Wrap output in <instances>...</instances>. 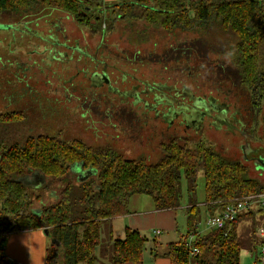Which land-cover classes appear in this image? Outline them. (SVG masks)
I'll list each match as a JSON object with an SVG mask.
<instances>
[{
    "label": "trees",
    "instance_id": "1",
    "mask_svg": "<svg viewBox=\"0 0 264 264\" xmlns=\"http://www.w3.org/2000/svg\"><path fill=\"white\" fill-rule=\"evenodd\" d=\"M103 8H107L105 15ZM66 16L73 22L92 26L93 32H102V25L107 21L109 31L122 26L126 29V40L135 49L129 54L136 56L135 63L144 62L141 56L145 52L141 45L148 44L145 43L148 38L154 47V32H160L165 46L175 43L168 45L171 54L164 56L165 60L192 66L200 71L197 74L214 69L223 70L221 72L231 79L238 78L239 94L237 90H230L229 95L236 99L239 95L247 97L248 105L237 108L246 114H261L264 106V0H117L111 3H100V0H0V21L12 20L13 27L20 29L22 23L31 29V24L43 17ZM147 29L152 33L144 36ZM210 32L219 37L231 33L235 36L231 56L230 52L223 53L219 44L214 45L215 37L209 36L210 39L205 40V35L207 38ZM230 38L232 36L226 39ZM158 51L161 54V49ZM223 56H228V62L221 67ZM212 67L216 68L208 70ZM211 77V87L216 93L200 96L187 92L186 99L188 105H193L194 101L203 102L207 108L211 106L214 112L220 113L218 102L226 95L221 92L222 81ZM208 80L205 76L198 79V87L207 88ZM23 110L0 112V133L2 123L14 122L8 125H14L18 135V142L9 144L0 136V242L9 233L47 229L49 238L55 239L56 243L46 249L44 264L139 263L147 242L144 235L127 228L122 238L112 239L106 234L107 240L103 241L101 230L112 218L128 214L130 198L135 194L150 196L156 210L178 209L182 206L181 184L185 179L186 233L167 244L164 255L170 264H239L241 251L253 253L257 250L256 227L264 220L263 211L258 208L240 214L226 228L209 229L204 234L197 232L201 206L208 218L238 198L264 193V179L256 176L244 163L221 156L203 142L193 144L188 137L180 144L182 136L178 135H172L167 142L158 145L162 155L155 162L129 154L133 158H128L125 152L117 151L110 144L95 147L79 138L35 134L36 125ZM101 119L98 120L102 122ZM171 119L164 118L165 126L174 128L175 119L170 123ZM183 127L180 133L187 131ZM244 127H248L247 120ZM150 132L154 138L159 136ZM117 142L124 145L121 140ZM77 165L92 169L93 175L82 181H67L58 189L55 198L44 202L41 192L51 183L74 175ZM199 171L204 180L203 205L194 195L195 177ZM29 173L43 177L39 189L32 191L22 182ZM36 202L41 203L39 210L34 209ZM241 221H251V227L239 234L237 228ZM191 234L194 237L189 246L186 240ZM155 242L153 240L154 246ZM104 246L109 250L105 255ZM192 248L198 250L194 255ZM0 264H9L1 247Z\"/></svg>",
    "mask_w": 264,
    "mask_h": 264
},
{
    "label": "rangeland",
    "instance_id": "2",
    "mask_svg": "<svg viewBox=\"0 0 264 264\" xmlns=\"http://www.w3.org/2000/svg\"><path fill=\"white\" fill-rule=\"evenodd\" d=\"M114 1L117 0H100V3ZM103 9L102 13L107 14V8ZM0 23V112L26 109L28 112L23 111L36 125L35 134H59L64 139L79 138L95 147L110 144L117 151L121 149L125 152L128 158H133L128 154L137 159L144 157L150 163L162 155L158 145L167 142L172 135H178L182 136L180 144H183L182 139L185 137L193 144L203 142L221 156L244 163L256 176L264 179V167L258 165L255 159L257 156L264 159V106L261 114H246L237 108L242 104L248 105L247 97L239 95L238 100L229 95L230 90H237L238 78H229V75L221 72L223 70L214 71L216 67L208 68L213 70L206 74H197L200 71L194 70L192 66H182L180 61L172 64L165 60L171 54L168 45L173 46L175 43L165 46L160 39V32H154V47L148 38L145 42L148 44L141 45L145 52L141 56L144 62L135 63L136 56L129 55L135 49L126 40V29L118 26V29L109 31L108 21L103 23L102 32H93L92 26L73 22L67 16L43 17L32 23L31 29H27L24 23L22 29L13 27L14 22L7 19ZM151 33L147 29L144 36ZM211 33H207V38L205 35V40L215 37L214 45L219 44L223 53L230 52L231 56L236 43L235 36L231 33L219 37ZM231 36L229 40L226 39ZM187 40L189 38L182 42ZM158 49H161V54ZM221 61V67H224L228 56L221 57ZM204 76L209 79L208 87L201 89L197 83ZM211 76L222 81L221 92L226 95L218 102L221 105L220 113L214 112L211 106L207 108L203 102L194 101L193 105H188L189 100L186 99L187 92L200 96L216 93L211 87ZM205 102L209 104L207 100ZM99 110L103 115L100 116ZM165 117L167 120L172 118L170 123L175 119L174 128L165 126ZM246 120L247 128L244 127ZM8 124L14 122L2 123L1 138L7 144L18 142L14 125ZM183 126L187 131L180 133L179 130H184ZM170 129L172 133L167 132ZM150 131L159 136L154 138ZM116 134L117 137H114ZM118 140L123 141L126 147L119 144ZM26 175L27 178H23L22 182L32 191L42 186L36 185V174ZM78 180L75 172L51 183L41 192L42 200L51 201L67 181ZM194 189L196 201L203 205L204 180L201 171L196 174ZM181 190L182 206H186L185 179H182ZM133 201L137 209L142 205L153 206L148 195L135 194L129 203ZM40 206L41 203L36 202L34 209L39 210ZM184 208L178 210L181 217L186 216ZM200 210L198 228L205 231L209 229L207 216L203 214L204 209ZM108 226L106 222L104 227ZM185 226V222L180 226L181 232L185 231ZM249 227L251 221H241L237 232L240 234ZM101 232L103 241H106V233ZM144 236L148 239V248L153 235L150 232ZM16 237L25 245L32 243L38 246L41 239L51 246V239L42 230L23 231L3 236L0 242L2 251ZM177 237L175 235L174 239ZM106 248L104 246L102 249L103 255L106 251L109 253ZM96 252L99 254V250ZM250 254L247 250L241 251L239 264H250L253 259ZM102 258L105 259V256Z\"/></svg>",
    "mask_w": 264,
    "mask_h": 264
},
{
    "label": "crops",
    "instance_id": "3",
    "mask_svg": "<svg viewBox=\"0 0 264 264\" xmlns=\"http://www.w3.org/2000/svg\"><path fill=\"white\" fill-rule=\"evenodd\" d=\"M82 165H77L75 168L77 178L80 176L83 177L84 174L92 173V169H82ZM92 170V171H91ZM84 180V179H83ZM185 207L186 206H181ZM178 209H169V210H156L153 206L147 207L145 205L140 206V209H137L134 201L129 203V212L123 216H117L112 218L109 221V226L103 227V230L107 237L108 235L112 239L122 238L125 233V229L136 230L142 235L149 234L150 232L153 235L151 245L147 248L146 246L142 255V261L139 263H126V264H170V260L164 255L167 250V244L169 242H175L179 239V236L185 235V231H180V226L185 222L186 216H180ZM184 208V210H185ZM204 209V207H201ZM207 216V212L203 213ZM182 221V222H181ZM200 223V222H199ZM198 223V224H199ZM198 227V226H197ZM182 228V227H181ZM154 230H159L160 233L155 235ZM209 230V229H208ZM208 230L200 231L197 228L199 234H204ZM29 232H35V230H30ZM177 235V239H174ZM39 237V236H38ZM19 239L14 238L7 243V246L2 251L4 256L10 260L11 264H44L45 253L48 248L46 241L39 239L40 245H25L18 241ZM153 240H156L155 246L153 245ZM35 247V248H34ZM154 253L157 256H154ZM190 264H196L194 262Z\"/></svg>",
    "mask_w": 264,
    "mask_h": 264
},
{
    "label": "built area",
    "instance_id": "4",
    "mask_svg": "<svg viewBox=\"0 0 264 264\" xmlns=\"http://www.w3.org/2000/svg\"><path fill=\"white\" fill-rule=\"evenodd\" d=\"M261 209L264 214V193L245 196L236 199L233 203L226 204L223 210L214 213L207 218V225L209 229H223L231 224L237 216L251 210ZM153 233L158 235L159 230H154ZM256 233L259 237L257 250L251 253L252 262L250 264H264V220L263 223L256 227ZM193 235H189L186 244L191 245ZM198 252L197 248H192L191 254L194 255ZM8 263L10 260L6 258Z\"/></svg>",
    "mask_w": 264,
    "mask_h": 264
},
{
    "label": "water",
    "instance_id": "5",
    "mask_svg": "<svg viewBox=\"0 0 264 264\" xmlns=\"http://www.w3.org/2000/svg\"><path fill=\"white\" fill-rule=\"evenodd\" d=\"M259 163H260V164L263 163L262 166L264 167V159L259 160L257 164L260 165ZM91 171H92V170H91ZM92 175H93V171H92V173H90V174H88V175H87V174H84L83 177L79 175V177H78L79 180H78V181H82L83 179L85 180V179H87L88 177H90V176H92ZM37 180H38L37 183L35 182L36 185H37V184H40L41 181L43 182V177H38V176H37ZM42 182H41V183H42ZM42 231H43V233H44V235H45L46 237H50V234H49V232H48L47 229H42ZM51 243H53V244L56 243L55 239L52 238V239H51Z\"/></svg>",
    "mask_w": 264,
    "mask_h": 264
},
{
    "label": "flooded vegetation",
    "instance_id": "6",
    "mask_svg": "<svg viewBox=\"0 0 264 264\" xmlns=\"http://www.w3.org/2000/svg\"><path fill=\"white\" fill-rule=\"evenodd\" d=\"M245 141H246V140H245ZM248 145H249V144H248ZM244 156L247 157L246 154H244ZM255 159H256V161H257V163H258V161L261 160L262 158H259V156H257ZM259 164H260V163H259ZM260 165H263V163H261Z\"/></svg>",
    "mask_w": 264,
    "mask_h": 264
}]
</instances>
